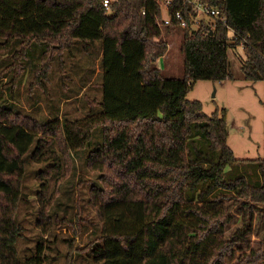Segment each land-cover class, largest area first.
<instances>
[{
	"label": "trees",
	"instance_id": "obj_1",
	"mask_svg": "<svg viewBox=\"0 0 264 264\" xmlns=\"http://www.w3.org/2000/svg\"><path fill=\"white\" fill-rule=\"evenodd\" d=\"M202 1L223 10L232 41L221 24L211 34L175 22L160 28L156 0H119L111 12L97 0H0V50L18 43L10 84L23 73L16 62L33 45L43 50L31 86L44 89L54 61L65 79L63 53L75 40L84 48L102 42L101 98L89 99L85 116L39 124L0 105V264L42 261L41 248L21 261L15 245L24 229L16 217L24 156L32 149L35 162L49 163L36 177L41 215L50 222L55 192L47 198L48 182L71 170L70 152L85 150L96 128L101 141L85 157V167L98 173L87 202L100 224L87 246L95 264H264V250L243 252L256 205H264V121L262 157L238 160L227 144L225 109L207 114L199 100L187 98L197 80L233 78L227 52L237 46L245 55L243 78L264 83V0ZM179 7L174 0L170 12ZM174 29L181 32L183 73L167 77L157 66L167 51L161 34ZM241 162L255 163L259 180L227 171ZM235 205L242 225L226 236ZM75 215L79 226L95 225L89 212Z\"/></svg>",
	"mask_w": 264,
	"mask_h": 264
},
{
	"label": "rangeland",
	"instance_id": "obj_2",
	"mask_svg": "<svg viewBox=\"0 0 264 264\" xmlns=\"http://www.w3.org/2000/svg\"><path fill=\"white\" fill-rule=\"evenodd\" d=\"M161 36L167 41V51L158 60L157 66L165 76L178 77L183 73L181 32L173 30ZM0 42H3V39H0ZM101 43L96 41L84 48L80 40H75L71 52L63 53L65 79H61L59 64L54 61L44 89L31 86L34 69L40 64L42 46L33 45L27 52L26 58L16 62L23 68V73L14 84H10L9 79L14 75L12 57L18 48V43H13L8 50H0V105L10 107L39 124L48 120L60 122L63 119L74 120L85 116L89 112V99L101 98ZM227 54L233 78L224 81L197 80L187 93V98L199 100L203 111L207 114L217 110L218 115H221L222 109H225L227 144L234 156L238 160L258 159L263 155L264 83L249 82L243 78L240 69L244 54L242 46L229 48ZM100 141L101 130L96 128L85 150L70 152L73 158L71 170L62 169V179L57 183L55 180L60 174L49 180L47 198L55 192L48 210L50 222L47 221L46 216L41 215L38 199L39 184L36 177L49 163L35 162L31 154L32 149L24 156L22 197L16 216L24 229L22 237L15 244L21 261L37 255L41 248L42 261L31 264H95L87 252V246L99 233L100 224L95 215H92L87 202L89 188L97 184L98 173L85 167V157ZM51 147L55 146L52 144ZM253 165L255 163L241 162L233 164L230 169L227 167V171L237 175L243 173L248 179L257 181L258 176L252 169ZM230 202L232 199L227 201L228 204ZM77 212L84 217L89 212L95 225H88L85 222L79 226L75 217ZM231 214L232 220L227 225L226 236L242 225V213L236 205ZM54 217L63 220L55 222ZM42 224L46 226V231L42 228L44 226ZM248 239L249 248L244 250V253L264 250V205L262 204L256 205ZM68 253L70 256H67ZM240 254L241 251H236L233 262L237 261Z\"/></svg>",
	"mask_w": 264,
	"mask_h": 264
},
{
	"label": "built area",
	"instance_id": "obj_3",
	"mask_svg": "<svg viewBox=\"0 0 264 264\" xmlns=\"http://www.w3.org/2000/svg\"><path fill=\"white\" fill-rule=\"evenodd\" d=\"M102 7L111 12V7L119 0H97ZM161 2L160 12L161 18L157 20V24L160 28L172 25L176 23L178 28H189L198 30L203 28L209 30L215 28L217 24H221L226 27L227 37L232 41L236 36L234 30L229 26L227 22V16L223 10L216 6H209L202 0H179L180 7L170 12L171 6L174 4V0H156ZM146 10L143 9L142 13L145 14ZM175 30V29H174ZM164 33V31L162 30ZM241 47V46H240ZM235 48V47H234ZM245 59L243 54L242 60Z\"/></svg>",
	"mask_w": 264,
	"mask_h": 264
},
{
	"label": "crops",
	"instance_id": "obj_4",
	"mask_svg": "<svg viewBox=\"0 0 264 264\" xmlns=\"http://www.w3.org/2000/svg\"><path fill=\"white\" fill-rule=\"evenodd\" d=\"M241 53H242V51H241Z\"/></svg>",
	"mask_w": 264,
	"mask_h": 264
},
{
	"label": "water",
	"instance_id": "obj_5",
	"mask_svg": "<svg viewBox=\"0 0 264 264\" xmlns=\"http://www.w3.org/2000/svg\"><path fill=\"white\" fill-rule=\"evenodd\" d=\"M210 34H211V32H210Z\"/></svg>",
	"mask_w": 264,
	"mask_h": 264
}]
</instances>
